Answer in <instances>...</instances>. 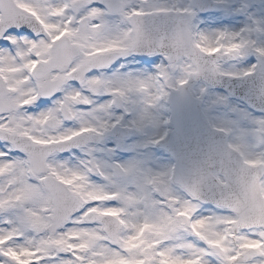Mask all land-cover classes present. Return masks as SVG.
<instances>
[{"label":"snow or ice","instance_id":"1","mask_svg":"<svg viewBox=\"0 0 264 264\" xmlns=\"http://www.w3.org/2000/svg\"><path fill=\"white\" fill-rule=\"evenodd\" d=\"M0 264H264V0H0Z\"/></svg>","mask_w":264,"mask_h":264}]
</instances>
